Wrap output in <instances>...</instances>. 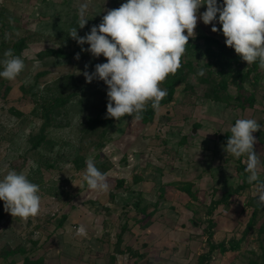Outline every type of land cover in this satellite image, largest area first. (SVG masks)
<instances>
[{"label": "rangeland", "instance_id": "rangeland-1", "mask_svg": "<svg viewBox=\"0 0 264 264\" xmlns=\"http://www.w3.org/2000/svg\"><path fill=\"white\" fill-rule=\"evenodd\" d=\"M125 2L0 0V43L12 46L26 39L21 52L14 53L23 59L24 70L15 80L0 77V179L9 170L24 172L39 185L41 197L40 214L27 220L5 212L0 200V264H22L25 256L36 264H264V208L247 231L251 201L257 197L254 184L231 195L229 204L212 206L242 182L240 165L246 167L247 157L227 154V141L219 137L237 119L252 118L261 126L253 135L264 180V70L254 89V106L240 110L204 96L198 72L205 55H187L194 66L187 76L193 89L185 93V84L179 83L172 101L154 110L150 122L131 116L115 121L101 148L94 147L95 136L83 134L107 90L101 80L86 82L83 73L107 61L82 51L89 45H79L69 36L70 29L77 27L83 37L107 10ZM83 3L88 4V20L81 29L78 9ZM212 27L199 20L195 37L225 42L222 31L212 32ZM8 49L0 48V60ZM44 49H58L62 55L39 58ZM228 91L236 92L233 86ZM56 100L65 101L51 113L46 131L51 143L32 148L30 137L41 125L43 105ZM78 156L84 157L79 168ZM89 158L106 174L107 192L92 191L83 182ZM80 225L86 236L76 235ZM233 242L239 244L236 251H209L210 243ZM127 247L134 255L117 251ZM203 254H208L205 261Z\"/></svg>", "mask_w": 264, "mask_h": 264}, {"label": "clouds", "instance_id": "clouds-1", "mask_svg": "<svg viewBox=\"0 0 264 264\" xmlns=\"http://www.w3.org/2000/svg\"><path fill=\"white\" fill-rule=\"evenodd\" d=\"M203 5L207 7L201 14ZM87 9V3L78 9L81 29L88 20ZM199 20L205 25L213 24L212 32L222 31L226 45L248 65L258 61L264 70V0H223L219 5L217 0H126L118 8L107 10L101 23L92 26L85 36L78 35L77 27L70 29L69 36L79 45H89L82 51L106 58L107 62L95 65L94 72L83 73L86 82L98 79L107 85L106 118L119 121L131 116L132 120L139 121L149 103L154 110L159 109L167 95L160 85L182 67V57L189 38L196 35ZM214 21L222 27L218 29ZM75 58L79 59V53ZM0 66L3 67L0 77L15 80L25 63L8 49ZM198 75L203 76L204 70ZM259 130L261 126L255 119H237L224 150L236 158L247 157V182L254 184L257 204L264 208V180L258 173L261 162L254 150L257 140L253 135ZM85 163L83 182L92 191L107 192L106 174L95 166L93 159ZM39 191V185L31 182L24 172L9 170L0 179V200L4 202V211L12 217L27 220L38 216ZM76 235H87L83 225L76 229Z\"/></svg>", "mask_w": 264, "mask_h": 264}, {"label": "trees", "instance_id": "trees-1", "mask_svg": "<svg viewBox=\"0 0 264 264\" xmlns=\"http://www.w3.org/2000/svg\"><path fill=\"white\" fill-rule=\"evenodd\" d=\"M25 45L26 39L20 38L16 43L12 44V46L8 45V43L4 46V42H1L0 48H10L13 53L19 54ZM200 53L205 55V60L201 65L205 74L203 76L198 75L199 83L205 85L206 87L204 90V96L213 101L225 102L226 105L240 110H246L247 108L253 107L255 104L254 89L258 86L263 75V71L260 69L258 61L248 65L247 62L243 61L241 57L235 53L234 49L228 47L225 42L203 35L189 38L188 45L186 46V52L182 57V67L175 75H169L162 83L166 88L165 90L167 91V95L161 101L160 106L166 105L172 101L176 91V86L179 83L185 84L183 88L185 93H188L189 90L193 89V85L188 82L187 76L194 71V66L193 62L187 58V55H199ZM1 55L2 54L0 52V59L2 58ZM59 55H62V53L58 49H44L37 53L39 58ZM246 85H249L250 89H247ZM230 86L235 87V94L229 93L228 88ZM107 90L105 91L104 98L97 112L93 117L88 118L82 129L83 134L96 137L93 142L95 148H101L104 146L103 138L105 137V133L116 121L114 118H106L108 103ZM64 101L65 100H56L43 105L40 114L42 119L41 125L38 132L30 137L32 148H37L39 146H43V144L51 143L46 136V131L51 126V113L58 107V105L63 104ZM153 115L154 109L151 107V103H149L146 106V110L142 113L141 121L148 123L152 120ZM230 135L231 131H227L223 136L219 137L223 142H226ZM83 162L84 157L78 156L75 161L76 167H81ZM245 168L246 167L244 165H240V169H242L241 184L235 187H229L225 192H223L219 199L213 201V208H216L220 204H229V197L231 195L238 194L240 191L251 185L247 182L248 173L245 172ZM159 189L160 191H163V186H160ZM188 190L191 195H194V191H191L189 186ZM162 191L160 195H162ZM251 205L253 206V211L248 221L247 231H250L254 226L258 210L261 209V207L257 204V197L252 198ZM213 208L211 207V209ZM1 218L2 214L0 212V220ZM65 219L66 215L64 214L61 217L60 222H63ZM207 222L210 223L211 221L207 220ZM119 241H121V234L118 236V242ZM215 249H219L221 252H226L228 250L236 251L239 249V244L238 242H233L230 245H225L224 243H210L209 251L212 252ZM117 251L120 253L127 252L130 255H134V252L129 247L125 249L118 248ZM207 255L208 254H203L200 258L205 261L208 258ZM22 264L36 263L28 256H25Z\"/></svg>", "mask_w": 264, "mask_h": 264}, {"label": "water", "instance_id": "water-1", "mask_svg": "<svg viewBox=\"0 0 264 264\" xmlns=\"http://www.w3.org/2000/svg\"><path fill=\"white\" fill-rule=\"evenodd\" d=\"M192 132H194V130H192Z\"/></svg>", "mask_w": 264, "mask_h": 264}]
</instances>
